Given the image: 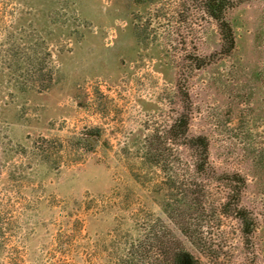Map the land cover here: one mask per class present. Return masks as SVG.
<instances>
[{"label": "rangeland", "instance_id": "rangeland-1", "mask_svg": "<svg viewBox=\"0 0 264 264\" xmlns=\"http://www.w3.org/2000/svg\"><path fill=\"white\" fill-rule=\"evenodd\" d=\"M229 2L218 58L203 0H0V264H118L167 216L201 264H264V0Z\"/></svg>", "mask_w": 264, "mask_h": 264}, {"label": "trees", "instance_id": "trees-1", "mask_svg": "<svg viewBox=\"0 0 264 264\" xmlns=\"http://www.w3.org/2000/svg\"><path fill=\"white\" fill-rule=\"evenodd\" d=\"M229 0H203V13L209 18L212 19L216 26L217 30L219 33L220 37V49L216 53L217 57H226L228 56L232 50L234 49L235 46V35L233 28L229 21L226 20V11L228 10L229 7ZM204 65V64H202ZM202 67V66H201ZM180 120L179 122H175V125L171 129L170 133L176 132L177 134L181 135L184 138L185 142H182L183 146H185L188 149H191L195 151L198 154V170L200 173L206 172L207 169V159H208V141L206 140L205 137L203 136H198L195 138H189L186 135L187 129H188V120L185 119L182 122V126L180 125ZM196 154V155H197ZM234 183L233 181H230ZM236 192V193H235ZM233 192V188L231 187L229 194H230V199L233 198V193L236 199L234 200L233 204L231 205L232 207L234 206L237 208L238 203H239V196L240 193L237 191ZM229 205V202H228ZM231 206H228L231 209ZM240 210V208H237ZM241 211V210H240ZM166 221L169 223V226H172L173 229L176 231L174 233L177 238L179 239L178 244H171L168 242H165V237L164 236H158L157 231L155 232H147L145 234V237L152 236L153 240H156L159 245H157L155 248V251H157V255L162 257L164 259V264H201L199 260V256L196 255V252H190L186 249L184 246V243H190L188 239L191 238L190 234H183L182 232L179 231V229L176 227L177 224L172 222V219L167 216L165 217ZM241 222L243 223V230L242 233L247 235L249 234L250 228L248 229V225L244 223L245 221V216L241 217ZM157 235V236H155ZM148 239V238H147ZM193 242V245L191 249H194V246H197L198 244H204L201 243V239L197 238V241H194L191 239ZM146 240L142 239L137 245H133L130 248L127 249L126 253L123 254V256H120L119 261L120 263L118 264H156V260H154V257L151 255L152 250L147 248L144 244ZM199 246L196 248L198 249ZM198 251V250H197ZM154 260V261H153Z\"/></svg>", "mask_w": 264, "mask_h": 264}]
</instances>
